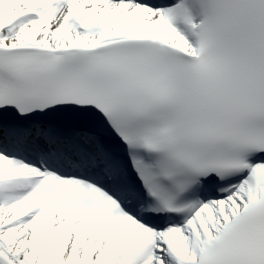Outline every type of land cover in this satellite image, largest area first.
<instances>
[{
	"label": "snow or ice",
	"instance_id": "snow-or-ice-1",
	"mask_svg": "<svg viewBox=\"0 0 264 264\" xmlns=\"http://www.w3.org/2000/svg\"><path fill=\"white\" fill-rule=\"evenodd\" d=\"M0 264H264V0H0Z\"/></svg>",
	"mask_w": 264,
	"mask_h": 264
}]
</instances>
